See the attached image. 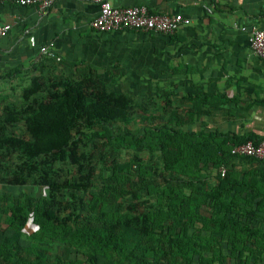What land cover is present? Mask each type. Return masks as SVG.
I'll return each instance as SVG.
<instances>
[{
	"label": "trees",
	"instance_id": "obj_1",
	"mask_svg": "<svg viewBox=\"0 0 264 264\" xmlns=\"http://www.w3.org/2000/svg\"><path fill=\"white\" fill-rule=\"evenodd\" d=\"M44 85L32 78L20 110L11 103L1 112L0 155L16 153L20 162L5 169L9 188L0 193V264H264V198L254 196L250 173L233 162L264 160L231 153L233 145L264 135L183 129L194 119L172 112L129 137V146L159 152L162 172L138 158L113 159L111 174L97 185L90 156L79 152L84 131L130 122L135 96L107 89L84 68L51 79L38 100ZM21 121L25 135L5 134ZM125 135L109 128L89 139ZM59 162L76 169L61 183L50 175ZM31 180L48 194L33 199L24 190ZM29 217L37 230L25 234Z\"/></svg>",
	"mask_w": 264,
	"mask_h": 264
},
{
	"label": "crops",
	"instance_id": "obj_2",
	"mask_svg": "<svg viewBox=\"0 0 264 264\" xmlns=\"http://www.w3.org/2000/svg\"><path fill=\"white\" fill-rule=\"evenodd\" d=\"M110 1L181 14L190 22L171 35L100 33L90 26L99 11L94 2L57 0L46 12L2 3L0 23L11 29L0 37V104L19 102L17 91L34 77L49 82L84 68L95 70L102 86L132 93L136 100L144 93L157 95L164 121L172 112L194 119L183 129L264 135V59L248 44V29L264 26V0ZM48 45L60 61L36 62L40 47ZM18 124L7 128L16 132ZM233 162L250 173L254 196L264 198V166L241 158Z\"/></svg>",
	"mask_w": 264,
	"mask_h": 264
},
{
	"label": "rangeland",
	"instance_id": "obj_3",
	"mask_svg": "<svg viewBox=\"0 0 264 264\" xmlns=\"http://www.w3.org/2000/svg\"><path fill=\"white\" fill-rule=\"evenodd\" d=\"M24 88V87H23ZM22 89L17 91L18 95H21ZM109 89V88H107ZM111 90V89H110ZM48 91V82L45 81V85L43 87V91L37 94L36 99H43L46 96ZM22 101L12 103L15 110H20V105ZM5 104L11 103H4L0 104V114L3 110V106ZM162 112L160 111V104L158 96L152 94L149 96L147 94L138 95L137 98V105H135L131 110V121L128 123L124 122H115L111 125H96L91 130H86L84 132L87 133L86 137H83L82 141L79 143V152L84 151L86 152L90 158L91 162L94 166V183L99 184L102 182V179L108 176L109 172L107 168L110 167V163L113 159H116L119 162H127L133 159H140L143 164L153 166L156 172H162L161 168V157L158 151L150 150L149 147L145 145L139 146H129V137L136 136L137 134H143V129L147 128L148 126H153L154 124L159 122V119ZM2 114L0 115V117ZM19 123L16 126L17 131L6 129L5 134H16V135H25V125L24 123ZM11 126V125H10ZM112 129L114 132L117 130L122 131L125 133V141L119 138L110 141L104 137H97L93 138L91 141L89 139L90 132L96 130L97 132L103 133L106 132L107 129ZM149 137L146 138L148 141ZM149 142V141H148ZM2 153V150H1ZM4 154V155H3ZM3 154L0 155V193L6 192L8 190V183L6 178H8L5 173V169L8 166H13L20 162L18 155L16 153H9L6 154L3 150ZM75 167L69 163H55L51 167V177L56 178L57 182H63L66 178H69L71 175L75 174ZM10 170L8 171V173ZM155 174H153L154 178ZM172 176V174H171ZM130 178L135 182V178L130 176ZM34 180V179H33ZM31 180L30 185L24 187L25 192H29L33 199H38L40 196H46L48 194V189L46 187L36 185L34 181ZM61 196H57L59 198ZM61 199V198H59ZM3 215L1 216V220ZM37 230V226L34 224L32 217H29L26 226L24 228L25 234H30Z\"/></svg>",
	"mask_w": 264,
	"mask_h": 264
},
{
	"label": "built area",
	"instance_id": "obj_4",
	"mask_svg": "<svg viewBox=\"0 0 264 264\" xmlns=\"http://www.w3.org/2000/svg\"><path fill=\"white\" fill-rule=\"evenodd\" d=\"M57 0H0L2 3H12L19 6H33L41 12H46ZM98 4V14L90 21L93 30L100 33L115 31L153 32L171 35L181 24H188L190 20L181 14H162L149 11L145 6L116 7L110 0H87ZM210 12L211 8L206 7ZM11 29L10 23H0V37ZM241 30H245L244 27ZM248 44L252 54L264 59V26H252L248 29ZM42 57L60 61L52 45L42 46L39 50V62ZM231 153L235 156H248L264 160V140L258 143L247 140L244 143L233 145ZM223 176L225 168L220 169Z\"/></svg>",
	"mask_w": 264,
	"mask_h": 264
}]
</instances>
